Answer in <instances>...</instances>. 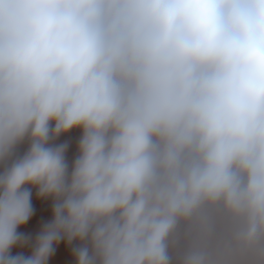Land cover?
<instances>
[{"label":"clouds","instance_id":"9594fccd","mask_svg":"<svg viewBox=\"0 0 264 264\" xmlns=\"http://www.w3.org/2000/svg\"><path fill=\"white\" fill-rule=\"evenodd\" d=\"M79 129L69 166L67 143ZM0 264H264V0H0ZM52 219L30 255L32 190Z\"/></svg>","mask_w":264,"mask_h":264},{"label":"rangeland","instance_id":"374dc122","mask_svg":"<svg viewBox=\"0 0 264 264\" xmlns=\"http://www.w3.org/2000/svg\"><path fill=\"white\" fill-rule=\"evenodd\" d=\"M81 135L79 129H74L71 132L60 136L53 144L67 143L66 160L71 166L72 161L77 155V145ZM24 146V147H23ZM28 143L18 145L13 153V156L8 160L0 161V172H3L11 163V160L17 158L27 150ZM71 147H75L72 150ZM24 148V149H23ZM69 151V152H68ZM20 153V154H19ZM32 206L34 209L33 216L29 222L18 229V232L23 233L29 239L28 245L25 247H16L12 250V255L23 254L30 255L32 243L40 233L45 224L52 219V201L51 199H40L36 196L35 189L32 190ZM211 226L213 230V239H226L231 232L230 222L223 216L220 210L211 207H205L193 218L187 222H180L177 225L173 237L170 239V255L172 256V264H180V257L186 248L198 237L203 231ZM78 246V242L68 244L66 241H61L55 246L54 254L50 257L48 264H76L73 249ZM243 264H259L254 257L246 258Z\"/></svg>","mask_w":264,"mask_h":264},{"label":"bare ground","instance_id":"6f19581e","mask_svg":"<svg viewBox=\"0 0 264 264\" xmlns=\"http://www.w3.org/2000/svg\"><path fill=\"white\" fill-rule=\"evenodd\" d=\"M26 143H27V141H26ZM24 144H25V142L22 143V145H24ZM23 147H24V146H23ZM74 148H75V147H71L72 150H75ZM23 149H24V148H23ZM68 152H69V151H68ZM19 154H20V153H19Z\"/></svg>","mask_w":264,"mask_h":264}]
</instances>
